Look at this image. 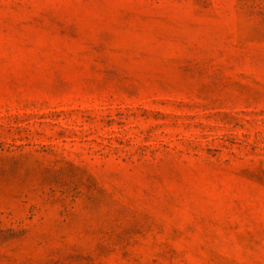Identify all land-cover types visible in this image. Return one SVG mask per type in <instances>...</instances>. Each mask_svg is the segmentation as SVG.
<instances>
[{"label": "rangeland", "instance_id": "1", "mask_svg": "<svg viewBox=\"0 0 264 264\" xmlns=\"http://www.w3.org/2000/svg\"><path fill=\"white\" fill-rule=\"evenodd\" d=\"M0 264H264V0H0Z\"/></svg>", "mask_w": 264, "mask_h": 264}]
</instances>
